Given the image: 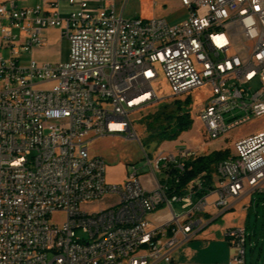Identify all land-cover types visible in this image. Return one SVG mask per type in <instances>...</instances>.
Returning <instances> with one entry per match:
<instances>
[{"label":"built area","instance_id":"2783aa9c","mask_svg":"<svg viewBox=\"0 0 264 264\" xmlns=\"http://www.w3.org/2000/svg\"><path fill=\"white\" fill-rule=\"evenodd\" d=\"M90 1L0 2V264H177L176 250L212 221L211 207L264 192V130L236 140L210 186L182 183L199 156L192 146L146 153L151 171L133 166L120 183L89 147L104 136L140 141L134 118L162 99L161 81L174 99L210 88L195 112L208 141L263 115L264 0H180L189 16L175 24L126 18L115 0L93 12ZM51 27L70 41L67 62L34 56ZM254 84L261 89L249 95ZM234 108L246 115L227 123ZM56 214L60 223L50 221ZM224 238L234 250L228 264H246V227Z\"/></svg>","mask_w":264,"mask_h":264},{"label":"rangeland","instance_id":"374dc122","mask_svg":"<svg viewBox=\"0 0 264 264\" xmlns=\"http://www.w3.org/2000/svg\"><path fill=\"white\" fill-rule=\"evenodd\" d=\"M37 0H17L20 8L31 7L36 4ZM125 5L124 0H117ZM99 0L90 1V10L98 11ZM127 4V3H126ZM176 5V0H130L128 6L129 11L143 19H150L154 16L165 18L170 24L181 22L184 10H176L170 13V9ZM126 6V5H125ZM53 28V27H52ZM57 28V27H54ZM59 30V28H57ZM70 41L67 37L61 35V30L56 31L47 36L46 41L34 56L40 61L49 62H67L70 58ZM4 58H8L9 53L1 51ZM24 60L21 64H27L30 56L28 53L23 54ZM161 100L149 109L135 116V129L140 138L138 140H127L125 137L104 136L96 139L90 144V154L100 156L107 165L106 177L108 181H123L128 172L133 171V166L138 168V173L144 175L149 173L150 167L146 165V153L152 159H155L160 150L167 148L189 147L198 149V154H209L215 150L228 151L233 153L235 142L239 138L249 136L251 134L264 130V114L260 116H252L247 122L236 126L229 130L227 134L217 140L208 141L207 132L204 123L195 115L198 106L206 102L210 96V88L204 87L185 94L181 100H189L191 105L189 111L193 110V125L189 131L176 142H162L157 140L153 130L148 129L142 122L143 118L148 114H153L158 108L164 104H169L174 100L170 96V89L165 81H161L156 85ZM260 88L259 84H254L249 90V95H253ZM246 112L240 108H234L226 113L224 118L227 123L242 118ZM142 143V145H141ZM157 177L162 179L163 174L157 172ZM112 197L107 198L103 202L110 203ZM98 202L89 206V209L96 210L100 203ZM244 203L248 204L246 209L243 208ZM181 204L174 203V208L180 210ZM166 208H162L158 213H164ZM245 212L242 224L246 227L247 243H246V264H259L264 262V192H254L250 197L240 202L234 207V213ZM238 216V215H237ZM62 214L50 216V221L60 223L63 219ZM216 225L211 226L214 228ZM216 229H213V231ZM203 230L191 240L182 244L181 250L187 251L185 255L179 259L180 264H220L225 262L226 258L233 253L229 242H220L214 233ZM78 235L85 236L80 230ZM191 248L192 252L188 253Z\"/></svg>","mask_w":264,"mask_h":264},{"label":"trees","instance_id":"16d2710c","mask_svg":"<svg viewBox=\"0 0 264 264\" xmlns=\"http://www.w3.org/2000/svg\"><path fill=\"white\" fill-rule=\"evenodd\" d=\"M189 100L174 99L164 104L153 114H148L142 120L148 129L153 130L159 143L178 139L184 132L191 129L193 117L190 113ZM228 151L215 150L203 154L187 163V171L183 174L182 183L201 178L206 186L213 183L216 166L229 156ZM182 187H177L180 190Z\"/></svg>","mask_w":264,"mask_h":264},{"label":"crops","instance_id":"0c3cea01","mask_svg":"<svg viewBox=\"0 0 264 264\" xmlns=\"http://www.w3.org/2000/svg\"><path fill=\"white\" fill-rule=\"evenodd\" d=\"M5 1H8V0H0V2H5ZM41 1L42 0H37L35 5L41 3ZM124 1H125L124 4L126 6L122 5L120 2H117V0L114 1V4L116 5V9H117V11L119 13H122L123 16L126 17V18H137V17H141L142 18V16H137L135 13L129 11L127 5L129 4L130 0H124ZM16 3H17V0H16ZM176 10H178V11L184 10L183 19L181 21L185 20L189 16L188 11L181 5L180 0H176V5H174V7H172L170 9V13L174 12ZM154 17H156V16H154ZM157 17H160V16H157ZM56 31H60V29L58 30L57 28H54V27L52 28L51 27V28H47V29L43 30L42 33H43V36L46 39L47 36H49L50 34L56 32ZM40 48H41V46L35 47L34 48V54L38 53ZM185 133L186 132H184L183 134H185ZM183 134L178 138V140L183 136ZM176 141H177V139L173 140L171 142H176ZM164 142H169V141H164ZM165 151H174V148H167V149H165ZM199 155H203V154H199ZM125 178L123 179V181L125 180ZM123 181H119V182H114L113 181V183H120V182H123ZM109 182H111V181H109ZM213 198H214V196L211 199H213ZM108 205H109L108 202L100 203L99 207H97L96 210H100V209L106 208ZM209 210L210 211L205 214L204 219H205V221H209V220H212V221L205 227L204 230H206L208 232H211V233H214V231H215V235H216L217 239H219L220 242H226L227 243V240L224 238L225 230L227 228H230V227L235 226V225H241L242 221H243V218H244L245 212H242V211L241 212H236L235 211V213H234V208L219 209V208L211 207ZM156 217H157V214H153V215L149 216L151 221H155ZM213 225H216V227L210 228L211 226L213 227ZM213 229H216V230L213 231ZM181 246L175 252V258H176L177 264H180L179 259L181 260V256L185 255V253L187 252V251L183 252V250H181ZM189 252H192L191 248L188 249V253ZM230 257H231V255L226 258L225 262H221L220 264H228Z\"/></svg>","mask_w":264,"mask_h":264}]
</instances>
